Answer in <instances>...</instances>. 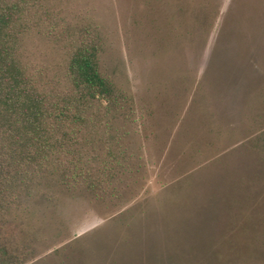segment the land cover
I'll return each mask as SVG.
<instances>
[{"label": "rangeland", "instance_id": "rangeland-1", "mask_svg": "<svg viewBox=\"0 0 264 264\" xmlns=\"http://www.w3.org/2000/svg\"><path fill=\"white\" fill-rule=\"evenodd\" d=\"M27 15L19 56L40 88L74 93L85 45L109 92L51 122L68 135L40 165H6L0 140L7 264H264V0H33Z\"/></svg>", "mask_w": 264, "mask_h": 264}, {"label": "trees", "instance_id": "trees-1", "mask_svg": "<svg viewBox=\"0 0 264 264\" xmlns=\"http://www.w3.org/2000/svg\"><path fill=\"white\" fill-rule=\"evenodd\" d=\"M32 5L33 0H0V140L1 149L7 153L6 165L13 160L20 166L35 161L40 165L38 159L43 153L62 144L68 135L64 130H54L51 122L57 128L65 119L76 122L89 104V97L109 92L98 71L94 50L85 45L78 46L68 61L74 93L58 99L54 91L40 88L19 56L20 42L30 26L27 13ZM2 209L0 195V212ZM6 251L0 243V264H7Z\"/></svg>", "mask_w": 264, "mask_h": 264}]
</instances>
